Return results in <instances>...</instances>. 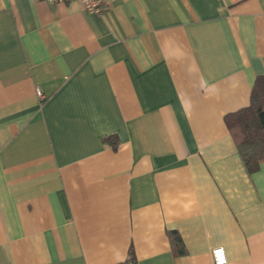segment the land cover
Returning a JSON list of instances; mask_svg holds the SVG:
<instances>
[{
	"label": "crops",
	"instance_id": "crops-1",
	"mask_svg": "<svg viewBox=\"0 0 264 264\" xmlns=\"http://www.w3.org/2000/svg\"><path fill=\"white\" fill-rule=\"evenodd\" d=\"M263 76L264 0H0V264H264Z\"/></svg>",
	"mask_w": 264,
	"mask_h": 264
},
{
	"label": "trees",
	"instance_id": "trees-1",
	"mask_svg": "<svg viewBox=\"0 0 264 264\" xmlns=\"http://www.w3.org/2000/svg\"><path fill=\"white\" fill-rule=\"evenodd\" d=\"M226 124L248 172L253 174L259 171L264 163V76L255 82L251 105L228 115ZM106 140L111 147L116 148L115 137L111 136ZM170 236L173 245L182 247L177 233L171 232ZM121 264H136L132 250L127 261Z\"/></svg>",
	"mask_w": 264,
	"mask_h": 264
},
{
	"label": "built area",
	"instance_id": "built-area-1",
	"mask_svg": "<svg viewBox=\"0 0 264 264\" xmlns=\"http://www.w3.org/2000/svg\"><path fill=\"white\" fill-rule=\"evenodd\" d=\"M39 1H45L51 4H67L71 2H77L83 6V8L87 13L95 16H102L104 13H106L108 9V0H39ZM37 95L42 99L45 98L44 94L40 90H37ZM219 250H223V254L228 263V256L226 250L223 247H218L213 250V254H212L213 259L211 264H218V257L216 253Z\"/></svg>",
	"mask_w": 264,
	"mask_h": 264
},
{
	"label": "clouds",
	"instance_id": "clouds-1",
	"mask_svg": "<svg viewBox=\"0 0 264 264\" xmlns=\"http://www.w3.org/2000/svg\"><path fill=\"white\" fill-rule=\"evenodd\" d=\"M216 254L218 257V264H227V261L225 259L224 254H223V250H219Z\"/></svg>",
	"mask_w": 264,
	"mask_h": 264
}]
</instances>
